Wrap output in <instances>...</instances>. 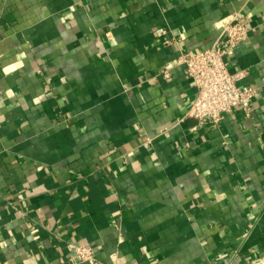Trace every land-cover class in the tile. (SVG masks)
<instances>
[{
    "label": "crops",
    "instance_id": "0c3cea01",
    "mask_svg": "<svg viewBox=\"0 0 264 264\" xmlns=\"http://www.w3.org/2000/svg\"><path fill=\"white\" fill-rule=\"evenodd\" d=\"M235 12L226 60L257 94L211 127L173 61ZM70 242L94 264H264V0H0V264H93Z\"/></svg>",
    "mask_w": 264,
    "mask_h": 264
},
{
    "label": "built area",
    "instance_id": "2783aa9c",
    "mask_svg": "<svg viewBox=\"0 0 264 264\" xmlns=\"http://www.w3.org/2000/svg\"><path fill=\"white\" fill-rule=\"evenodd\" d=\"M218 28L219 35L210 47L194 53L182 52L173 61L175 65H185L196 88V98L189 115L211 127L220 124L235 106H240L249 113L252 98L257 94L256 87L238 85L237 82L245 75V71H230L226 60L227 56L232 55L248 39L250 25L246 17L232 13L220 21ZM163 72L165 77H170V69ZM39 232L38 227L32 229L34 239L40 237ZM68 247L78 260L96 263L92 245L70 242Z\"/></svg>",
    "mask_w": 264,
    "mask_h": 264
}]
</instances>
